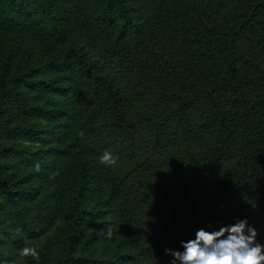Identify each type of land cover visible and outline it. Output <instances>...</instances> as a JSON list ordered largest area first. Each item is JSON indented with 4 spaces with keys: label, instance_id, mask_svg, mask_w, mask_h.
I'll list each match as a JSON object with an SVG mask.
<instances>
[{
    "label": "trees",
    "instance_id": "16d2710c",
    "mask_svg": "<svg viewBox=\"0 0 264 264\" xmlns=\"http://www.w3.org/2000/svg\"><path fill=\"white\" fill-rule=\"evenodd\" d=\"M20 22L51 41L61 72L10 79L15 44L0 47V158L27 171L6 189L10 240L24 247L64 202L60 264H171L165 249L240 220L264 244V0H0V29ZM14 110L56 123L33 128ZM90 217L126 249L74 255Z\"/></svg>",
    "mask_w": 264,
    "mask_h": 264
},
{
    "label": "rangeland",
    "instance_id": "374dc122",
    "mask_svg": "<svg viewBox=\"0 0 264 264\" xmlns=\"http://www.w3.org/2000/svg\"><path fill=\"white\" fill-rule=\"evenodd\" d=\"M199 3V2H198ZM197 4V3H195ZM204 8V4H200L195 10H201ZM204 10V9H203ZM16 49L14 60L9 68L10 79L16 73L26 74L28 72L32 77H45L51 78L58 74L59 69H56L53 65L47 63V61L53 60L52 54L55 53V48L51 52H47L45 45H51V41L44 37V35L36 30H33L27 26V22H20L13 31H3L0 29V47L10 45ZM54 42L53 46H58V41ZM46 55L48 57H46ZM50 55V56H49ZM62 60V58H60ZM45 63V65H43ZM194 68V67H193ZM195 87L202 88L206 85L201 72L194 68L189 76ZM188 78V79H189ZM10 81V80H9ZM22 96H34L27 85L18 87ZM59 99L62 100L63 96L58 93ZM27 103V102H26ZM22 112L14 110V118L18 120L23 118L24 122L30 123L33 128H41L47 131V128L53 126L56 121L46 119L44 117H38L35 115H25L22 117ZM8 141V139H5ZM54 143V142H53ZM43 144V143H42ZM47 144V143H46ZM45 144V145H46ZM41 145L39 140H19L17 142L18 147H27L31 149H37ZM15 157L0 158V264H39V261H45L48 264H60L61 259L68 253L67 252V226L66 214L67 206L70 203H64L61 208L64 210L62 214L56 213L51 216H46L40 220L39 234L27 240V244L23 247L15 244L10 240V231L15 232L18 230L15 226V222L19 220L13 208H10L8 204H5L7 198V190H12L14 187L21 185L16 183L18 178L23 177L25 172L20 171L24 165L20 164V160L17 158L16 164L8 163L9 160ZM18 168V172L12 174L13 170ZM25 168V167H24ZM26 169V168H25ZM26 170H30L27 168ZM40 179V176L29 179V184H34V179ZM7 189V190H6ZM41 196L38 192L37 199ZM87 204H93L94 200L90 198V195L86 197ZM37 206H35V210ZM13 210V212H12ZM101 221L100 218L90 217L86 223L83 224L80 237L77 246L72 250L74 255L85 256L88 258H105L115 251H123L126 249V240L119 235L115 229H109L105 225H98ZM12 226V228H11ZM111 230L112 237L108 238V231ZM9 231V232H8ZM8 232V233H7ZM25 247H34L38 253L35 258L32 256H23L22 249ZM44 248V251H43ZM31 259H30V258Z\"/></svg>",
    "mask_w": 264,
    "mask_h": 264
},
{
    "label": "clouds",
    "instance_id": "9594fccd",
    "mask_svg": "<svg viewBox=\"0 0 264 264\" xmlns=\"http://www.w3.org/2000/svg\"><path fill=\"white\" fill-rule=\"evenodd\" d=\"M101 163L111 166L115 159L105 151ZM107 235L112 237L111 230ZM257 235L247 220H240L217 231L200 229L193 239L181 241L183 251L165 249V254L172 255L171 264H264V244L257 242ZM22 255L35 258L38 253L34 247H25Z\"/></svg>",
    "mask_w": 264,
    "mask_h": 264
}]
</instances>
